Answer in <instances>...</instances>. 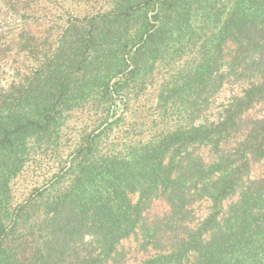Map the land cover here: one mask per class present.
I'll return each instance as SVG.
<instances>
[{
  "label": "trees",
  "instance_id": "obj_1",
  "mask_svg": "<svg viewBox=\"0 0 264 264\" xmlns=\"http://www.w3.org/2000/svg\"><path fill=\"white\" fill-rule=\"evenodd\" d=\"M17 39L33 64L0 81V264H124L131 237L154 253L142 264H264V176L251 177L264 162V0H109L52 42ZM226 84L241 93L205 119ZM74 114L92 126L64 156ZM36 159L57 170L16 203ZM156 201L168 211L151 218Z\"/></svg>",
  "mask_w": 264,
  "mask_h": 264
},
{
  "label": "rangeland",
  "instance_id": "obj_2",
  "mask_svg": "<svg viewBox=\"0 0 264 264\" xmlns=\"http://www.w3.org/2000/svg\"><path fill=\"white\" fill-rule=\"evenodd\" d=\"M108 5L109 0H0V81L8 83L16 79L18 71L24 73L28 66L33 64L30 58L28 59L26 55L24 56L18 52L20 47L16 40H18L19 34L24 31L30 32L36 37L38 41L36 44H40V42L44 43L43 41L46 40L52 42L70 17L94 15L105 9ZM242 88L243 86L240 85L226 84L216 96L215 103L211 109L205 114V119L214 120L221 111V105L227 104L233 95L240 94ZM152 92L150 90L143 97L141 106L133 105L130 107L127 113V120L137 118L140 111H146L150 107L153 98ZM259 112L260 108H257L251 114L257 115ZM94 117L91 120L96 118ZM139 120L141 119L139 118ZM86 122V116L80 114H74L71 120H69L64 131V156H67L71 151L69 146H73L77 136L88 125ZM88 126H92L91 123ZM137 131H142L141 137L143 139L150 135L148 129L145 128L139 127ZM118 132L119 130L115 129L112 133V138ZM202 153L208 160V151L203 149ZM57 166L54 160L36 159L35 162L31 161L25 171L14 181L13 192L15 202H23L33 193L35 188L42 185L44 179L50 178L56 172ZM263 176L264 162L254 165L251 177L258 179ZM137 198V195L132 196L134 203L137 201ZM234 200L236 198L226 201L225 206L227 207ZM210 206L211 204L208 201L198 202L193 206L196 217L194 224L206 218ZM167 211L168 206L164 202L156 201L148 214L153 218L155 216H162ZM121 246L126 252L124 264H142L144 260L154 254L153 252L144 253L140 251L134 237L125 239Z\"/></svg>",
  "mask_w": 264,
  "mask_h": 264
}]
</instances>
